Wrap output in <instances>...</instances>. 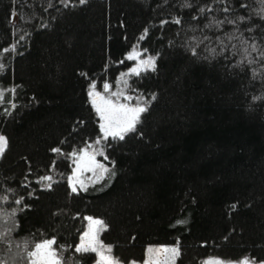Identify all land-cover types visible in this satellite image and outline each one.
Returning <instances> with one entry per match:
<instances>
[{"label": "trees", "instance_id": "16d2710c", "mask_svg": "<svg viewBox=\"0 0 264 264\" xmlns=\"http://www.w3.org/2000/svg\"><path fill=\"white\" fill-rule=\"evenodd\" d=\"M134 46L155 68L123 89L148 110L95 145L90 86L112 87ZM0 64V264H30L45 239L93 264L75 251L85 216L122 264L156 246L178 247L175 264L264 260V0H0ZM88 144L108 171L73 193Z\"/></svg>", "mask_w": 264, "mask_h": 264}, {"label": "snow or ice", "instance_id": "6c2138e0", "mask_svg": "<svg viewBox=\"0 0 264 264\" xmlns=\"http://www.w3.org/2000/svg\"><path fill=\"white\" fill-rule=\"evenodd\" d=\"M85 0H80V3H84ZM243 7V5H242ZM203 11V9L201 10ZM228 11V9H225ZM241 19H244L241 17ZM179 23V20L175 21ZM231 23V21H229ZM147 30H145V34ZM140 39H144L142 35ZM4 51H8L5 49ZM146 51V50H145ZM141 53L137 51L134 46L132 51L127 55L126 59L128 60H136L138 63L135 67L129 69V73L139 75L140 72L144 69H154L155 68V57H148L147 59H140ZM3 65L0 64V71L3 70ZM123 79V76L121 77ZM123 83L127 86V81L124 80ZM105 93L108 92L110 85L108 83L104 84ZM96 85L93 83L90 86V90L88 92V96L90 98V102L94 107L99 120H100V131L102 133V137L95 141V145H100L102 140H107L109 137L124 139L126 133L134 131L136 125L140 121L141 114L148 110L146 104L137 103L136 106H130L127 103H122L120 101V97L123 96V92H112L110 95H102L100 92L95 90ZM8 91H14L8 90ZM5 96V91L0 90V101L3 100ZM115 97L116 99H113ZM124 99L131 100V97L125 96ZM155 99V96H153ZM7 138L0 135V155H2L7 148ZM92 144L86 145L84 149H81L78 153L74 151L71 155L75 158L73 168V174L68 177L69 184L71 186V190L73 193L77 191V185H80L81 188H84V181L80 179V177L85 172H94L97 171L102 176L104 172H107L108 169L105 166L97 161V154L103 156L104 153L102 150H94L89 151V149H93ZM53 152H59V149H52ZM107 159V157H105ZM99 178V177H98ZM40 181L46 182L44 183L45 188H51L52 181L51 176H42L39 178ZM4 199H7L5 197ZM23 201V197L20 200H16L15 203L20 204ZM233 209L236 208V205L233 204L231 206ZM89 221L88 230L83 233L80 238V243L75 246V251L77 253H95L97 255V264H119V261L112 256L111 246H105L99 240V233L105 230L106 225L102 220L93 219L92 217L86 218ZM178 223H183V221H178ZM55 239H45L40 243H36L34 245V249L28 251L27 256L30 264H66L63 261L60 253L56 251L53 247L55 244ZM149 253H153L154 251L157 253H164V260L153 261L151 258L145 261V264H175L176 259L179 257V248H163V249H149ZM134 264V262H133ZM205 264H222L221 261H206ZM240 264H252L248 258H245L240 262ZM264 264V262H261Z\"/></svg>", "mask_w": 264, "mask_h": 264}, {"label": "rangeland", "instance_id": "374dc122", "mask_svg": "<svg viewBox=\"0 0 264 264\" xmlns=\"http://www.w3.org/2000/svg\"><path fill=\"white\" fill-rule=\"evenodd\" d=\"M132 49L127 53V55L132 51ZM136 49H137V51H139L141 53L140 59H147L148 57H154L153 55H151L149 53H144L143 50H140L137 47H136ZM127 55H126V57H127ZM130 61H131L132 64L130 65V68L129 69L135 67L136 64L138 63V61H136V60H130ZM129 69L126 72H124V74H122L120 76V78L117 80V82L112 87L109 88V90H108L107 93H105L104 89L101 90V89H96L95 88V90L97 92H100L102 95H110L112 92H117V93L123 92V96L120 97V101L122 103H127V104H129L130 106H133V107L136 106V104L133 103L132 100H127L126 101L124 99L125 96H127V97H131V96L126 91H124V89H123L124 88L123 81L126 80L131 75H136V74L129 73ZM146 70H149V69H144L141 72L146 71ZM122 76H123V79H121ZM113 99H116V98L113 97ZM98 175H99V172L98 171L96 173H94V172H85L80 177V179H82L84 181V185H86L87 183L94 181L98 177ZM77 187H80V185H77ZM87 217H92V216H85V218H87ZM92 218L93 219H99V218H96V217H92ZM88 226H89V221L87 220L86 228H85L84 232L88 230ZM79 243H80V241H79ZM163 248H170V247H166V246H156V247H151L150 249L156 250V249H163ZM164 256H165L164 253H157V252L154 251L153 253L150 254L149 251H148V253L146 255V258L142 262H135L134 264H145V261L146 260H149L150 258L153 261H160V262H162L164 260ZM244 259L245 258H242L240 260H225V259H222V258L217 257V256H209L208 258H206L202 262V264H205L206 261H215V260L221 261L222 264H240V262L242 260H244ZM248 260L251 261L252 264H261V262H264V260L257 261V260H253L251 258H248ZM93 264H97V255H96V261ZM119 264H122V263L119 262ZM131 264H133V263H131Z\"/></svg>", "mask_w": 264, "mask_h": 264}]
</instances>
